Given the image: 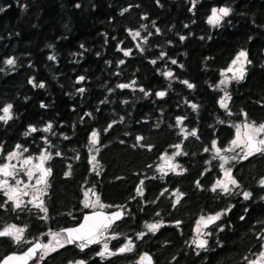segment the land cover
<instances>
[{"label": "trees", "instance_id": "obj_1", "mask_svg": "<svg viewBox=\"0 0 264 264\" xmlns=\"http://www.w3.org/2000/svg\"><path fill=\"white\" fill-rule=\"evenodd\" d=\"M214 8L230 9L215 26ZM241 51L244 77L222 107L218 83ZM8 105L0 167L16 153L46 156L50 171L46 212L0 190V231L24 230L19 242L0 237V260L76 225L91 211L88 188L123 219L101 244L64 245L39 264H142L146 254L153 264H248L264 252V155L229 164L239 187L226 195L213 190L212 160L236 126L264 121V0H0V117ZM179 144V172L160 173ZM219 212L196 250L198 218Z\"/></svg>", "mask_w": 264, "mask_h": 264}, {"label": "rangeland", "instance_id": "obj_2", "mask_svg": "<svg viewBox=\"0 0 264 264\" xmlns=\"http://www.w3.org/2000/svg\"><path fill=\"white\" fill-rule=\"evenodd\" d=\"M241 66L245 69L246 61L243 63V65H241L240 63L233 65L232 63L225 71L222 72V77L218 83L217 88L221 93V102H224L226 105L228 103L227 100L229 98L228 87L231 82L240 80V79H235L234 75H238L236 70L239 69ZM230 67L233 68L232 72L228 71ZM262 124H264V121L261 122L259 125H251V126L252 128H255V127H259ZM245 125H249V124L244 123L243 125L236 126L233 140L229 143V145L224 150L219 151V154H217V151H216L212 157V160H214L215 162H218L219 167H220V177L214 183L213 188L217 189L224 195L229 194L232 191L238 190V187H239L237 183L235 185H232L228 183L227 181L225 172L227 171L230 173L229 164L237 160H243L249 156L264 155V152H254L253 154L246 156V153H248L249 151L248 146H247L246 134L252 135L255 141H259L261 139H264V132L256 133L252 130V128H246ZM233 141H238V143L233 144ZM260 147L264 148V145H260ZM92 149H93V146H92ZM180 151H181V145L179 144V145H176L169 153L165 154L161 158L160 163L158 164V167H157L160 173L179 172L180 169H179V164L177 162V156L180 154ZM41 157L42 156H39L35 159V158H27V157H21V156L16 155L15 157H10V159H8V163L6 164L8 166L7 171L11 173V175L4 176L3 174L0 173V190L3 191V193L8 197L10 194L12 195V192H10V189H16L15 192L17 193L14 195V199L10 200V202L14 204L19 203L20 206L29 204L30 201H31L30 204H34V205L37 203H41L40 201H42V199L46 195L47 187H48V184H47L48 181H45L44 183H38V180L40 178V172H39L37 165L43 164L45 166V163H46V159L42 160ZM221 157H223L224 159H221ZM25 160H30L31 162L25 165L23 163V161ZM4 166L5 164L2 167H0V169L4 168ZM29 171H31L32 173L31 178H29L27 174ZM4 181H7V184H4ZM218 181H223L224 183H226L229 190L225 192L222 187H217ZM25 193L28 194L27 197L24 196ZM37 193H39L40 198ZM85 193H87V195H85ZM30 195H32L34 199H30L31 198ZM83 203H84V206L87 204L88 206H85V207L90 210H104V206L102 207L103 204L101 203L98 194L95 193L90 188H88L84 192ZM34 208H38V207L35 206ZM222 214H223L222 212H219L214 215H205V216L198 218L197 220L198 222L196 223L197 225L195 227V236L193 239V246L195 247L196 250L203 249L206 246L207 239L209 235L211 234L210 229L209 228L207 229V227L211 226V224L210 222L206 223L205 221H207L209 217L217 216V215L219 216V219H220L222 217ZM53 234H59L57 235L56 239L59 240L60 243L63 244V246L67 244L66 239L62 233H49L47 240L44 242V245H49V249L43 248V251L41 253L42 257L52 252L51 248L54 247L55 249H57L61 247L58 244H56L55 240H53L52 238ZM20 235H21V239H20L21 241L24 235V230ZM109 237H111V235H109ZM38 239H41V237H38ZM201 241L206 242L203 248H200L197 246L198 243ZM259 258L260 257H257L254 261L259 260ZM251 262L252 261H250L248 264H251ZM262 264H264V262H262Z\"/></svg>", "mask_w": 264, "mask_h": 264}, {"label": "snow or ice", "instance_id": "obj_3", "mask_svg": "<svg viewBox=\"0 0 264 264\" xmlns=\"http://www.w3.org/2000/svg\"><path fill=\"white\" fill-rule=\"evenodd\" d=\"M230 13V9L228 8H219V9H213L212 10V15L209 17V23L210 24H213L214 26L215 25H218L221 18L222 17H226L228 16ZM138 35V34H137ZM181 39H183V37H181ZM125 55H127V53H125ZM51 59V57H50ZM247 61V54L246 52L244 51H241L238 56L236 57V59L233 61V65L237 64V63H240L241 65H243V63ZM7 63L9 65L13 64L14 61L9 59L7 61ZM173 63H176V61H173ZM229 72H232L233 71V68L230 67L228 69ZM236 72L238 73V75H234V78L235 79H243L244 77V68L241 66L239 69L236 70ZM168 76H171L172 74L171 73H167ZM81 79H83V77H81ZM185 83H187V81H185ZM189 88L193 87L192 84H188L187 85ZM40 87H43V85L41 84ZM120 87H128L127 85H120ZM81 91H83V89H81ZM158 96L160 97H163L165 95L164 92H159L157 93ZM42 107H44V105H41ZM221 106L222 107H226L227 105L224 103V102H221ZM11 105H8L7 107L3 108V112H4V116L0 117V120H4L5 122H7L8 119H10V115H9V112H10V109H11ZM193 108H195V105H193ZM111 127V125L109 126ZM246 128H252L251 125H245ZM49 128H51V125L48 126V128H45L44 131H48ZM252 130L256 133H260V132H264V124L260 125L259 127H255V128H252ZM36 131V129L34 128H29V132H34ZM193 135L195 133H192ZM246 137H247V146H248V153H246V156L247 155H251L253 154L254 152H264V148L260 147V145H264V139H261L259 141H255L254 140V137L252 135H248L246 134ZM138 139H141V138H138ZM91 143L92 144H95L96 143V133L94 132L92 134V138H91ZM238 141H233V144H237ZM215 147V144L213 145ZM17 147H20L19 145H17ZM179 147V146H177ZM217 154H219V150H217ZM12 157H15L16 156V153H12L11 154ZM41 159H47L46 156H42ZM221 159H224L223 157H221ZM93 160H95V157H93ZM31 161L30 160H25L23 161V163L26 165V164H29ZM227 162V161H225ZM7 165L4 166V168L0 169V173H2L4 176H8V175H11V173H9L7 171ZM37 167H41L40 165H37ZM49 171L50 170H43V175L39 178L38 180V183H44L45 182V177L49 174ZM28 176L29 178H31L32 176V173L31 171H29L28 173ZM225 176L227 178V181L228 183L232 184V185H235L236 184V181L234 179L231 178L230 176V173L229 172H225ZM19 183V181H18ZM4 184H7V181H4ZM261 185L264 186V180L261 181ZM27 187V185H26ZM217 187H222L224 189L225 192H227L229 189H228V186L226 183H224L223 181H218L217 183ZM215 191V188L213 189ZM16 189H10V192L12 193H15ZM138 191H141V194H142V190H138ZM85 195H87V193H85ZM250 196V193H247L245 192L244 193V199H248ZM9 200H13L14 199V195H9L8 196ZM177 202H179V197H177ZM31 203V201H30ZM17 207H19V203H17L16 205ZM36 207L40 208L41 211H45L46 212V209H44L42 207V202L41 203H37L35 204ZM85 206H88L87 204ZM103 207V205H102ZM120 218V213H116L114 215V217L112 219H119ZM93 218L91 217H86L85 218V223L82 224L79 228H75V229H68L66 230L67 232V243L71 244L73 243L74 241H85V243L83 244H80V248L81 250H83V248L87 247L88 244L90 243H95L97 242L96 240V235L97 233L99 232V229L101 227V225L97 224V223H89V221H91ZM106 220H108L109 218H105ZM219 219V216H213V217H209L208 218V222H213L215 220ZM110 222L109 223H105L103 224V227L107 228L109 227L110 225ZM149 231H152V232H155L159 227L160 225L159 224H150V225H147ZM23 232V229H16L15 226H9V228H6L4 229L3 231H0V237L2 236H11L14 240H16L17 242L20 241L21 239V233ZM57 235L59 234H53V240L56 241V244H58L59 246L63 247V244L60 243L59 240L56 239ZM205 241H201L198 243V247L200 248H203L205 246ZM37 247H40L39 245H37ZM43 248L45 249H49V245H43ZM107 249H108V246L107 244L104 245V251L98 253V255L100 256H104L105 255V252H107ZM52 251H55V248H51ZM126 251H131V245H128L126 247H122L119 249V252L120 253H123V252H126ZM35 252V249H30L28 253H26V256L24 258H17V257H8L7 260L4 261V264H10L11 261L15 260V259H25L27 258L28 256H31L33 255ZM111 255H116L117 253H110ZM41 258H43L41 256ZM142 260H148L149 261V264H150V259L149 257L145 256V257H142L141 258ZM262 262H264V252H261L260 253V258L259 260L257 261H252L251 264H262ZM77 264H83V262H77Z\"/></svg>", "mask_w": 264, "mask_h": 264}, {"label": "water", "instance_id": "obj_4", "mask_svg": "<svg viewBox=\"0 0 264 264\" xmlns=\"http://www.w3.org/2000/svg\"><path fill=\"white\" fill-rule=\"evenodd\" d=\"M39 165L41 166V167L38 168L39 172H40V177H41L43 175V170H47V169L44 167L43 164H39ZM7 170H8V168H7ZM47 177H48V175L44 179L46 180ZM16 193L17 192L12 193V195H15ZM116 213H120V218L119 219H112ZM86 217L93 218L91 221H89V223H97V224L101 225V227L99 229V232L96 235L97 242L88 244L87 247L83 248V250H81L79 245L85 243V241H74L71 244L67 243V246H76V247H78L81 252L87 251V250L91 249L92 247L101 244L106 239L109 229L111 227H113L115 224H117L120 220L123 219L124 211L122 209H116V210H112V211L92 210V211L85 212L76 225L71 226V227H66V228L62 229L61 232L64 234L66 242H67V232H66V230L79 228L82 224L85 223V218ZM106 217L109 218V219L106 220L105 219ZM109 221H111L109 227H107V228L103 227V224L109 223ZM215 221L210 222V224L211 225H212V223L214 224ZM206 223H209L208 220L206 221ZM37 245H39L40 247H37ZM30 249H35V252H34L33 255L28 256L25 259H15V260L11 261L10 264H39L41 251L43 249V242H42L41 239L35 240L34 242H32L29 246H27L21 252L8 253L7 255H5L0 260V264H4V261L7 260L8 257L24 258L26 256V253H28ZM117 253H120L119 250H117ZM145 256L149 257L150 264H153L152 256L150 254H146ZM142 264H149V261L148 260H142Z\"/></svg>", "mask_w": 264, "mask_h": 264}, {"label": "flooded vegetation", "instance_id": "obj_5", "mask_svg": "<svg viewBox=\"0 0 264 264\" xmlns=\"http://www.w3.org/2000/svg\"><path fill=\"white\" fill-rule=\"evenodd\" d=\"M249 157H251V156H249ZM249 157H247V158H249ZM245 159H246V158H245ZM243 160H244V159H243ZM216 190H217V189H216ZM37 194H38V196H39V198H40V195H39V193H37ZM24 196H25V197H27V196H28V194H27V193H25V194H24ZM30 197H31L30 199H34L32 195H30ZM40 202H42V201H40ZM29 204H30V203H29ZM30 205H31V206H33V207H35V205H34V204H30ZM216 222H217V221H216ZM216 222H215V223H216ZM213 225H214V224H213ZM213 225H211V226H208V227H207V229H208V228H211V227H213ZM42 251H43V250H42Z\"/></svg>", "mask_w": 264, "mask_h": 264}, {"label": "bare ground", "instance_id": "obj_6", "mask_svg": "<svg viewBox=\"0 0 264 264\" xmlns=\"http://www.w3.org/2000/svg\"><path fill=\"white\" fill-rule=\"evenodd\" d=\"M207 220H208V219H207ZM205 222H206V221H205ZM205 222H204V223H205ZM212 224H213V223H212ZM142 257H144V256H142ZM141 263H142V259H141Z\"/></svg>", "mask_w": 264, "mask_h": 264}]
</instances>
